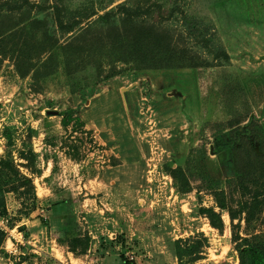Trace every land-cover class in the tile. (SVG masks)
Listing matches in <instances>:
<instances>
[{
    "label": "rangeland",
    "instance_id": "1",
    "mask_svg": "<svg viewBox=\"0 0 264 264\" xmlns=\"http://www.w3.org/2000/svg\"><path fill=\"white\" fill-rule=\"evenodd\" d=\"M256 190L264 0H0V264H251Z\"/></svg>",
    "mask_w": 264,
    "mask_h": 264
},
{
    "label": "trees",
    "instance_id": "2",
    "mask_svg": "<svg viewBox=\"0 0 264 264\" xmlns=\"http://www.w3.org/2000/svg\"><path fill=\"white\" fill-rule=\"evenodd\" d=\"M130 8L127 9L129 13V18L132 15ZM128 18V19H129ZM152 33L149 30L142 31L141 29L137 32V35L135 36L134 39V49L136 50V53L140 54L139 56H148L150 55L152 58L158 57L157 53H160L162 49L160 50L159 47L161 48H166V46H161L162 44V39H160L158 36H151ZM145 50L149 53L148 55L145 53ZM170 59V58H169ZM263 185V184H262ZM247 192L245 191L244 194ZM264 196V190H256L253 194L252 204L245 203L244 204V211L246 213V222H251L252 219L256 217V214L261 211V206L264 203V199H260ZM257 211V213H256ZM231 218L234 220L236 216L231 213ZM239 237V236H237ZM259 238V239H258ZM257 241L254 242V244L250 245L249 240H243L247 242L246 245L240 246L241 248L245 247L246 250L245 252L242 253V256L244 257L243 263H246L245 260H247L245 257L249 256V262L251 264H264V234H259L256 235L255 238ZM127 262V261H126ZM127 264H131L127 262Z\"/></svg>",
    "mask_w": 264,
    "mask_h": 264
},
{
    "label": "built area",
    "instance_id": "3",
    "mask_svg": "<svg viewBox=\"0 0 264 264\" xmlns=\"http://www.w3.org/2000/svg\"><path fill=\"white\" fill-rule=\"evenodd\" d=\"M3 223H4V221H3V220H2V221L0 220V226H1V225L3 226Z\"/></svg>",
    "mask_w": 264,
    "mask_h": 264
}]
</instances>
